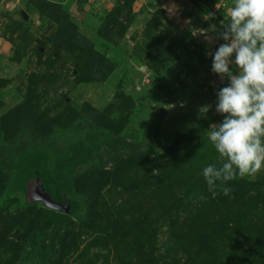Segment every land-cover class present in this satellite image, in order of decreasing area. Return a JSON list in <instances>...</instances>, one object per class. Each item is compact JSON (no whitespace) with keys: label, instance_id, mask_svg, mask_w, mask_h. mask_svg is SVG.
Returning <instances> with one entry per match:
<instances>
[{"label":"rangeland","instance_id":"1","mask_svg":"<svg viewBox=\"0 0 264 264\" xmlns=\"http://www.w3.org/2000/svg\"><path fill=\"white\" fill-rule=\"evenodd\" d=\"M233 4L0 0V264H264V165L229 196L212 198L201 175L227 159L209 140L227 81L207 53L224 41L206 36ZM95 50L117 63L105 80ZM91 142L71 183L56 178ZM36 175L54 198L82 195L80 213L28 202Z\"/></svg>","mask_w":264,"mask_h":264},{"label":"clouds","instance_id":"2","mask_svg":"<svg viewBox=\"0 0 264 264\" xmlns=\"http://www.w3.org/2000/svg\"><path fill=\"white\" fill-rule=\"evenodd\" d=\"M228 17L206 36L209 43L224 41L207 55L211 71L227 81L216 90L215 112L223 120L209 125V140L227 159L219 168L209 164L201 171L212 198L220 192L229 196V181L256 174L264 165V0H234ZM212 107L201 105L198 112L206 117Z\"/></svg>","mask_w":264,"mask_h":264},{"label":"trees","instance_id":"3","mask_svg":"<svg viewBox=\"0 0 264 264\" xmlns=\"http://www.w3.org/2000/svg\"><path fill=\"white\" fill-rule=\"evenodd\" d=\"M130 1H133V0H130ZM59 11L61 14L67 17L68 13L66 11L64 10H59ZM106 25H107L106 20H103L101 26L97 29V34L100 37L106 40H109L110 37H108L105 32ZM77 37L82 44L93 47V42L86 36L77 33ZM93 52L95 54V60H94L93 65L90 68V72L93 75H95L99 80H105L113 72V70L117 67V63L109 58H106L102 53L96 50ZM119 143L120 142L117 141L118 145ZM94 148H95V145L92 142L90 143V145H86L85 143H80L73 150L71 157L68 159L67 163H65V165L64 164L59 165V170L63 171L64 166L66 167V165L71 166V165L81 164L87 161V159L90 158V155L92 154V150ZM48 223L49 222L47 221V224Z\"/></svg>","mask_w":264,"mask_h":264},{"label":"flooded vegetation","instance_id":"4","mask_svg":"<svg viewBox=\"0 0 264 264\" xmlns=\"http://www.w3.org/2000/svg\"><path fill=\"white\" fill-rule=\"evenodd\" d=\"M94 156H93V153L90 155V158L87 159V161L81 163V164H76V165H71V166H68L66 165V167L64 166V169H63V173L61 174V176H55L56 178H61V179H65V180H68V184L71 183V180L69 179L70 175L71 174H75L76 171H78V169L80 167H83L85 166L88 162H91V160H93ZM90 160V161H89ZM68 160H66L64 163H67ZM76 169V170H75ZM45 190V189H44ZM46 191V190H45ZM47 192V191H46ZM48 193V192H47ZM50 195V194H49ZM50 197L55 200V201H58V202H61L63 204H68L69 205V213H73V214H76L78 215L81 211V209H83V206L85 205V199L83 198L82 195L80 194H76L72 189L71 187H59V193H58V196L56 198L52 197L50 195ZM79 205V211L78 213H74V210L76 209V205Z\"/></svg>","mask_w":264,"mask_h":264},{"label":"water","instance_id":"5","mask_svg":"<svg viewBox=\"0 0 264 264\" xmlns=\"http://www.w3.org/2000/svg\"><path fill=\"white\" fill-rule=\"evenodd\" d=\"M26 198L30 203L42 202L45 206L53 210L64 212L69 211V205L53 200L44 190L42 181L38 175L30 177L24 189Z\"/></svg>","mask_w":264,"mask_h":264}]
</instances>
